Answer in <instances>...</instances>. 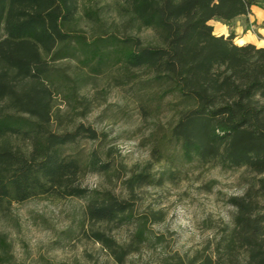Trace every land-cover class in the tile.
<instances>
[{
  "label": "trees",
  "instance_id": "16d2710c",
  "mask_svg": "<svg viewBox=\"0 0 264 264\" xmlns=\"http://www.w3.org/2000/svg\"><path fill=\"white\" fill-rule=\"evenodd\" d=\"M253 5L264 9V0H112L116 21L106 23L97 8L80 17L79 0H0V213L34 197H87L91 223L135 226L125 243L90 231L114 264L150 241L147 222L160 221V210L135 215L132 200L82 186L88 173L111 180L121 172L105 134L82 122L101 103L89 86L108 77L151 125V160L124 179L129 194L160 183L150 169L170 149L186 162L253 174L228 197L231 225L210 252L171 254L162 264H264V47L234 43L231 29ZM211 20L229 34H215ZM83 139L95 145L86 150ZM10 250L0 233V264Z\"/></svg>",
  "mask_w": 264,
  "mask_h": 264
},
{
  "label": "rangeland",
  "instance_id": "374dc122",
  "mask_svg": "<svg viewBox=\"0 0 264 264\" xmlns=\"http://www.w3.org/2000/svg\"><path fill=\"white\" fill-rule=\"evenodd\" d=\"M111 3L112 0H79V16L83 18L86 8H97L104 22L116 21ZM80 24L88 29L84 19H80ZM254 30L252 33H257ZM140 35L146 40L152 32L146 29ZM65 62L57 61L55 65ZM111 82L108 77H100L89 86V95L98 91L101 103L82 122L105 134V147H112L111 158L121 172L111 180L105 175L88 173L82 186L89 191L109 189L119 198L132 200L135 215L162 212L160 221L148 219L151 239L130 254L126 264H162L171 254L210 252L222 227L231 225L234 208L227 202L228 197L241 195L253 174L244 167L225 169L210 163L186 162L170 149L150 169L156 178L161 177L160 183L135 188L129 194L124 179L151 160V125L143 122L129 93L113 87ZM54 103L64 107L59 97ZM165 120L161 118V122ZM79 145L89 150L95 144L83 139ZM87 201V197L40 196L11 204L0 213V233L11 245V259L5 264H114L90 231L105 229L117 242L125 243L135 226L91 223L84 216ZM153 235L158 236V242Z\"/></svg>",
  "mask_w": 264,
  "mask_h": 264
},
{
  "label": "crops",
  "instance_id": "0c3cea01",
  "mask_svg": "<svg viewBox=\"0 0 264 264\" xmlns=\"http://www.w3.org/2000/svg\"><path fill=\"white\" fill-rule=\"evenodd\" d=\"M241 17L243 16L236 17L231 24V29L235 34L233 39L234 43H253L258 47H264V9L253 5L251 7V13L248 14L247 17H243V20H241ZM210 22L212 25H220V27H223L216 32L217 35L226 36L229 34L230 29L226 24L216 20H211ZM248 27H250L251 30L256 29L257 33L255 32L253 34L252 31L248 29ZM258 33L260 35L259 37L256 36Z\"/></svg>",
  "mask_w": 264,
  "mask_h": 264
}]
</instances>
